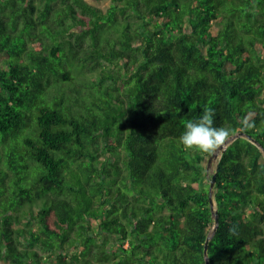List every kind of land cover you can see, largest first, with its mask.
Wrapping results in <instances>:
<instances>
[{
	"label": "trees",
	"instance_id": "16d2710c",
	"mask_svg": "<svg viewBox=\"0 0 264 264\" xmlns=\"http://www.w3.org/2000/svg\"><path fill=\"white\" fill-rule=\"evenodd\" d=\"M263 150L264 0H0V264H204L212 173L208 263L264 264Z\"/></svg>",
	"mask_w": 264,
	"mask_h": 264
},
{
	"label": "clouds",
	"instance_id": "9594fccd",
	"mask_svg": "<svg viewBox=\"0 0 264 264\" xmlns=\"http://www.w3.org/2000/svg\"><path fill=\"white\" fill-rule=\"evenodd\" d=\"M214 116L215 111L209 108L205 109L198 120H189L185 123V131L180 136V142L186 150L210 154L225 144L232 132L229 128L214 126ZM252 126L251 124L247 125L249 128ZM228 231L233 236L238 235L236 225H233Z\"/></svg>",
	"mask_w": 264,
	"mask_h": 264
},
{
	"label": "water",
	"instance_id": "95a60500",
	"mask_svg": "<svg viewBox=\"0 0 264 264\" xmlns=\"http://www.w3.org/2000/svg\"><path fill=\"white\" fill-rule=\"evenodd\" d=\"M237 136H245V137L249 138L251 141H253L252 138L248 134H244L243 132H237V133L231 135L228 138V140L225 142L224 145H222L220 148H218L214 153H210V155L208 156L206 167H205L206 175H208L209 172L214 171V168H212V162L218 159L220 152L224 149V146L227 145L232 139H234ZM263 155H264V150H263ZM214 180H215V173H212V176H211V179H210L209 185H208V190H209L208 191V200H209V205H210L212 215L214 217V223H213L212 228L209 230V232L206 236V239L204 241V247H203V255L205 258L204 264H209L208 258H207V242H208L209 237L214 233L215 228L218 224L217 212L214 210V202H213V198H212Z\"/></svg>",
	"mask_w": 264,
	"mask_h": 264
},
{
	"label": "rangeland",
	"instance_id": "374dc122",
	"mask_svg": "<svg viewBox=\"0 0 264 264\" xmlns=\"http://www.w3.org/2000/svg\"><path fill=\"white\" fill-rule=\"evenodd\" d=\"M87 2L93 4V5H96L98 7H101V8H106V6L108 5L109 3V0H86ZM208 158V157H207ZM217 160L213 161L212 162V168H214V165L216 163ZM207 163V159L205 161V164Z\"/></svg>",
	"mask_w": 264,
	"mask_h": 264
}]
</instances>
